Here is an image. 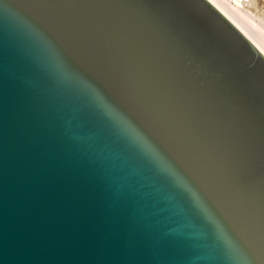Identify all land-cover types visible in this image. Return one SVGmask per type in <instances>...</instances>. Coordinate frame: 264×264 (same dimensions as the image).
<instances>
[{
    "label": "water",
    "instance_id": "95a60500",
    "mask_svg": "<svg viewBox=\"0 0 264 264\" xmlns=\"http://www.w3.org/2000/svg\"><path fill=\"white\" fill-rule=\"evenodd\" d=\"M0 264H264V55L208 0H0Z\"/></svg>",
    "mask_w": 264,
    "mask_h": 264
},
{
    "label": "bare ground",
    "instance_id": "6f19581e",
    "mask_svg": "<svg viewBox=\"0 0 264 264\" xmlns=\"http://www.w3.org/2000/svg\"><path fill=\"white\" fill-rule=\"evenodd\" d=\"M208 1L226 16L264 55V22L259 24L252 19L244 9L243 0Z\"/></svg>",
    "mask_w": 264,
    "mask_h": 264
},
{
    "label": "rangeland",
    "instance_id": "374dc122",
    "mask_svg": "<svg viewBox=\"0 0 264 264\" xmlns=\"http://www.w3.org/2000/svg\"><path fill=\"white\" fill-rule=\"evenodd\" d=\"M244 9L254 19L255 22L263 24L264 22V0H243ZM248 3V4H247Z\"/></svg>",
    "mask_w": 264,
    "mask_h": 264
}]
</instances>
